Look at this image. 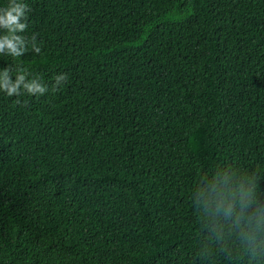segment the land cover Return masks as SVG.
I'll use <instances>...</instances> for the list:
<instances>
[{
  "label": "trees",
  "instance_id": "16d2710c",
  "mask_svg": "<svg viewBox=\"0 0 264 264\" xmlns=\"http://www.w3.org/2000/svg\"><path fill=\"white\" fill-rule=\"evenodd\" d=\"M22 2L41 52L0 70L48 91H0V264H264L215 212L264 206V0Z\"/></svg>",
  "mask_w": 264,
  "mask_h": 264
},
{
  "label": "clouds",
  "instance_id": "9594fccd",
  "mask_svg": "<svg viewBox=\"0 0 264 264\" xmlns=\"http://www.w3.org/2000/svg\"><path fill=\"white\" fill-rule=\"evenodd\" d=\"M28 5L22 0H8L5 7H0V57H10L17 60L29 52L39 54L41 48L37 43V34L30 37L22 35L28 29ZM20 33V34H18ZM14 74V79H13ZM28 69L19 64H9L0 70V91L8 96H19L23 92L29 95L41 96L48 91V87L38 77L29 78ZM68 79L66 73L57 74L52 85L53 91ZM236 193L227 190L217 193L215 212L230 221L238 230L243 243L257 248H264V206L257 205L248 214L253 203L251 193H241V199L235 200Z\"/></svg>",
  "mask_w": 264,
  "mask_h": 264
}]
</instances>
